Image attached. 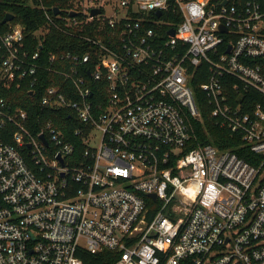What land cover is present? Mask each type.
<instances>
[{"label":"built area","instance_id":"obj_1","mask_svg":"<svg viewBox=\"0 0 264 264\" xmlns=\"http://www.w3.org/2000/svg\"><path fill=\"white\" fill-rule=\"evenodd\" d=\"M58 8L48 25L75 42L49 62L21 23L0 37V264H84L81 250H109L110 264H264V0ZM46 70L61 78L40 103L75 111L81 161L57 125L34 130L6 95ZM195 76L255 163L199 142ZM251 90L263 98L249 108Z\"/></svg>","mask_w":264,"mask_h":264},{"label":"trees","instance_id":"obj_2","mask_svg":"<svg viewBox=\"0 0 264 264\" xmlns=\"http://www.w3.org/2000/svg\"><path fill=\"white\" fill-rule=\"evenodd\" d=\"M29 0H0V37L10 30L11 25L14 23H21L26 28V36L30 42V51L43 55L42 63H47L50 53L57 55L62 52L72 50L75 39L64 32L60 31L54 25H48V14L57 20L53 13V6L60 8H67L70 6L72 0H41L46 6L47 10L38 8L28 4ZM14 15L13 20L3 22L7 14ZM49 27V32L42 33L41 29ZM40 30L39 34L38 31ZM42 43V47L41 46ZM53 78H61L54 71L46 70L40 76L39 82L31 86L30 82L23 83L20 87H13L7 90L6 95L13 105L21 106L26 109L29 118L37 130L41 124L52 121L63 132L65 137L74 144L75 150L70 156L71 163L75 160L81 161L84 152V145L82 142V133L76 134L75 129L81 127V124L75 119V111L71 108L63 106L61 108H52L43 106L40 101L45 92V88L51 83ZM207 80V76L193 79L195 85L199 107L201 110V118L192 119L198 140L200 143H212L220 149H230L236 151L241 157L255 163V158L258 160L257 155L247 147L239 133L232 132L226 126H221L217 118L212 117L211 105L209 99L203 91L198 89V84ZM231 81H234L232 79ZM29 88H33L32 93ZM245 92L241 93V101H246ZM96 96V91H95ZM261 94L255 90L249 93L250 105L249 108L255 106L258 101L262 100ZM100 100V99H98ZM13 130V129H12ZM11 132V131H10ZM11 134V133H10ZM0 136L5 140H9V134L0 128ZM198 143H191V146ZM256 156V157H255ZM77 183H73V188H77ZM80 257L83 259L84 264H110L114 258L112 252L104 250L97 253H92L87 250L79 252Z\"/></svg>","mask_w":264,"mask_h":264},{"label":"water","instance_id":"obj_3","mask_svg":"<svg viewBox=\"0 0 264 264\" xmlns=\"http://www.w3.org/2000/svg\"><path fill=\"white\" fill-rule=\"evenodd\" d=\"M59 11H60V9L58 7L54 8V13L55 14H58ZM96 12H97V10H95L94 13H96ZM13 18H14V15L12 13H9V14L6 15V17L4 18L3 22H5V23L9 22V21L13 20ZM221 30L225 31L226 28L224 26H221ZM171 33L174 34V29L171 30ZM152 196L155 197V194H153Z\"/></svg>","mask_w":264,"mask_h":264},{"label":"rangeland","instance_id":"obj_4","mask_svg":"<svg viewBox=\"0 0 264 264\" xmlns=\"http://www.w3.org/2000/svg\"><path fill=\"white\" fill-rule=\"evenodd\" d=\"M83 242V241H82Z\"/></svg>","mask_w":264,"mask_h":264}]
</instances>
